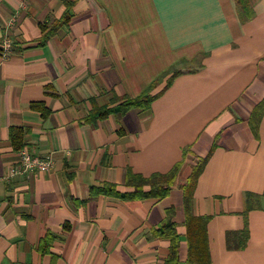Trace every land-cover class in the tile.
Returning <instances> with one entry per match:
<instances>
[{
  "label": "crops",
  "instance_id": "1",
  "mask_svg": "<svg viewBox=\"0 0 264 264\" xmlns=\"http://www.w3.org/2000/svg\"><path fill=\"white\" fill-rule=\"evenodd\" d=\"M263 99L264 0H0V264H164L163 222L185 264L180 185L205 157L191 208L210 264H264ZM19 133L46 172L7 177ZM175 166L165 198L122 199Z\"/></svg>",
  "mask_w": 264,
  "mask_h": 264
},
{
  "label": "trees",
  "instance_id": "2",
  "mask_svg": "<svg viewBox=\"0 0 264 264\" xmlns=\"http://www.w3.org/2000/svg\"><path fill=\"white\" fill-rule=\"evenodd\" d=\"M237 4L241 5V1L236 0ZM66 11L64 12L63 17L53 24L52 28L48 32V34L53 33L58 27L61 25L67 24L69 21V10L71 9V4H65ZM45 28V27H44ZM170 83H167V87ZM154 99V97H150L148 94H144L136 99L123 98L122 103L119 108L122 112H125L131 108H145L147 105ZM109 111H101V114H107ZM264 112V99L263 101L254 109L252 115L250 116V121H255L258 117ZM96 116L99 115H91L88 121L93 120ZM18 137H12V145L14 150L20 151L22 149L21 145V133L17 134ZM207 158H201L198 160L196 165H194L191 169V174L188 179L180 185V188L183 192V213H184V223L186 229V244H187V257L185 264H210L209 262V253H208V243L206 236V224L209 220V217H195L192 214V198L194 189L200 176L204 165L207 162ZM179 166H175L168 174L166 175H155L150 177L149 179H142L139 177H135L131 179V183H129L133 187V192L127 195H124L122 199L132 200V199H163L165 198L172 187V184L176 178L178 173ZM148 186L149 190L144 191L143 187ZM92 195L95 193L101 194H115L113 192V188L110 189L102 188V189H92ZM254 198V197H250ZM173 210L168 209L166 211V215L168 217L172 216ZM152 236L154 238H165L169 240V254L164 264H180L179 263V241L178 234L175 228V225L171 222H163L160 226L153 228ZM242 236L245 237L244 233H241ZM51 242V238L47 235L42 241V247H49ZM46 248L42 251L45 252Z\"/></svg>",
  "mask_w": 264,
  "mask_h": 264
},
{
  "label": "built area",
  "instance_id": "3",
  "mask_svg": "<svg viewBox=\"0 0 264 264\" xmlns=\"http://www.w3.org/2000/svg\"><path fill=\"white\" fill-rule=\"evenodd\" d=\"M1 57L7 59L11 50V43L9 40H4L1 43ZM20 158L16 165L11 166L7 177L11 178L26 172L39 171L46 172L50 167V161L47 158L41 159L32 157L26 151H20Z\"/></svg>",
  "mask_w": 264,
  "mask_h": 264
}]
</instances>
